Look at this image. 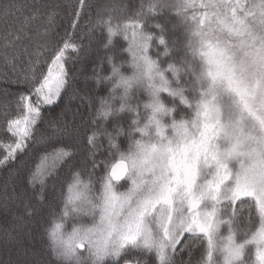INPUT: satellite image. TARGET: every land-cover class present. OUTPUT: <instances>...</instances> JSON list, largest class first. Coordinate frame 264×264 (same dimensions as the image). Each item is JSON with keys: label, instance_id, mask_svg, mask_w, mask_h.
Here are the masks:
<instances>
[{"label": "snow or ice", "instance_id": "6c2138e0", "mask_svg": "<svg viewBox=\"0 0 264 264\" xmlns=\"http://www.w3.org/2000/svg\"><path fill=\"white\" fill-rule=\"evenodd\" d=\"M23 7L0 0V19H19ZM91 7L78 0L70 25L75 32L89 17L87 32L78 33L88 45L66 33L50 63L41 59L47 45H38L22 75L19 53L8 51L18 32L0 36L11 83L26 88L16 96L17 117L5 121L12 141L0 142V168L15 163V177L27 168L24 157L43 148L28 169L36 204L27 198L24 215L47 212L52 264H264V0H109L94 19ZM56 15L47 14L49 25ZM165 15L176 22H156ZM34 18L24 17L18 31L26 34ZM94 29L107 32L106 54L92 69L97 88L111 85L106 97L72 84L68 53L87 55ZM114 37L126 47L113 45ZM62 96H80L89 119L70 129L63 112L46 114ZM3 107L7 117L9 102ZM45 203L46 210L37 207ZM14 219L17 227L4 229L9 240L28 227L22 216ZM133 252L139 256L125 259ZM20 254H27L22 246Z\"/></svg>", "mask_w": 264, "mask_h": 264}, {"label": "trees", "instance_id": "16d2710c", "mask_svg": "<svg viewBox=\"0 0 264 264\" xmlns=\"http://www.w3.org/2000/svg\"><path fill=\"white\" fill-rule=\"evenodd\" d=\"M92 7L89 9L91 17L94 19L96 16L97 9L105 4L109 3V0H90ZM123 2L134 6L138 0H123ZM18 3L23 5V10L21 13L17 14L19 19L9 18L7 22L0 19V36L9 30L18 32L20 39L15 42V46L9 48V54L15 55L19 53L18 60L15 61L17 72L16 74L22 75L23 71L26 69L28 60L32 57L38 45L46 44L47 50L42 52V61L47 60L50 63L51 54L62 47L63 42L66 38V33H71L76 36L73 43H81L84 45L89 44V37L85 35L83 39L80 38L78 33L87 32V22L89 17L82 16L78 22V29L74 32L71 28V24L74 19V13L77 10L78 0H18ZM56 11L57 15L55 17V24L49 25L47 23V14L51 11ZM35 17L30 21L26 27L25 32H19V25L24 17ZM156 22L169 26L175 23L176 20L172 15H165ZM45 29H48L45 35ZM179 31V30H178ZM107 32L104 29H94L91 36V51L87 55L81 54L76 56L74 53H68L73 55L75 58L70 62V71L74 73V79L72 81L73 88L77 90L80 94L93 93L95 92L98 96H108L109 89L111 87L108 83H102L99 88H97L96 80L93 78V67H95L98 58L105 56L106 52L103 48V44L106 43ZM3 40H0V44ZM126 41L121 37L113 38V45L116 47L125 46ZM26 49V51H24ZM162 50V49H161ZM2 51V49H0ZM69 63H66V67ZM40 68L46 71V64L41 63ZM104 75H109L111 73V65L104 61L103 64ZM4 73H7L8 81L5 82ZM16 76L12 71L6 68L3 64L2 58H0V142H11L12 136L10 133L5 131L6 129V119L16 118L18 115V110L16 108V96L17 94L26 91L23 85H14L11 83ZM72 95V90H69V96ZM9 102V107L7 109V117L4 115V103ZM99 107V100H96L94 108ZM64 114L63 121L68 124L69 128L74 126H80L81 120L87 121L90 117L92 110L88 109L86 102L82 101L80 96L76 98L68 99V97H63L62 99L51 109L47 110L46 114L50 117H58L60 113ZM120 116L121 124L125 125L128 117L121 113ZM98 122L103 123L101 119ZM112 118H109L107 126L111 130ZM42 130L51 133V129L47 124L42 126ZM125 139V138H122ZM64 143H68V138H63ZM84 145H80L81 155H83ZM43 151L39 145L32 149L28 156L24 157L27 161V168L18 172L15 177L10 175V170L15 169V163L9 165L6 168H0V264H19V261H27L30 264H43L44 261H48V264H52V258L48 251V238L44 231L46 227L49 226V220L47 218V212L41 211L34 217H28L24 215V203L27 198H31L30 202L36 204L35 193L29 188L27 183L28 169L34 167L38 162V156ZM3 152L0 151V156ZM98 158H103L98 156ZM79 159V157H77ZM64 174L63 171L61 173ZM49 183H52L50 181ZM7 186V191L5 187ZM60 185L58 184V191ZM26 193V196L21 199H16V197L21 194ZM38 208L46 210L48 204L37 205ZM62 205L60 200L57 199L55 202L56 211L59 212ZM22 216L25 223L28 225L27 228L14 233L15 239L9 240L5 237L4 229H11L17 227L18 221L14 217ZM81 223H90L89 218H85L80 221ZM68 230L71 229L72 221L68 222ZM21 246L27 250L26 255L20 254ZM139 256V253H130L125 259L132 260L134 257ZM194 259L199 258V252L194 251ZM183 259L187 260L188 256L185 254ZM123 262H121L122 264Z\"/></svg>", "mask_w": 264, "mask_h": 264}, {"label": "rangeland", "instance_id": "374dc122", "mask_svg": "<svg viewBox=\"0 0 264 264\" xmlns=\"http://www.w3.org/2000/svg\"><path fill=\"white\" fill-rule=\"evenodd\" d=\"M123 264V263H122Z\"/></svg>", "mask_w": 264, "mask_h": 264}]
</instances>
